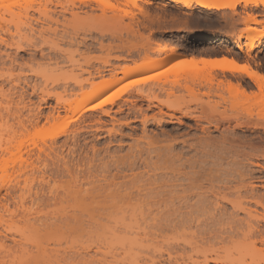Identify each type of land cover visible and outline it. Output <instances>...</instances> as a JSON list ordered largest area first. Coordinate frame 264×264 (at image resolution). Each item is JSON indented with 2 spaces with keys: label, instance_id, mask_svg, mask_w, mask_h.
<instances>
[{
  "label": "rangeland",
  "instance_id": "374dc122",
  "mask_svg": "<svg viewBox=\"0 0 264 264\" xmlns=\"http://www.w3.org/2000/svg\"><path fill=\"white\" fill-rule=\"evenodd\" d=\"M144 1L134 0L133 8L127 0H111L117 6L115 10L101 8L96 0H3L0 4V264H116L124 250L128 252L130 243L133 248L125 264H264V247L250 245L253 237L247 233V225H264V89L260 95L256 85L242 75L218 70L211 71L210 76L204 71L191 74L173 62L172 67L130 75L102 93L108 96L129 80L139 81L113 105L76 114L75 105L80 100L76 85L89 78L88 73L95 76L100 71L106 77L110 70L119 71L145 58H162L170 50L184 57L222 54L264 76V41L249 51L243 44V37L250 33L244 19L252 15L260 24L249 28L263 30L264 7L245 6L241 0L233 11L199 8L194 3L189 10L169 0ZM12 4L15 6H8ZM238 35L240 48L231 42ZM203 36L226 41L204 47L187 44ZM149 76L154 78L145 82ZM228 81L248 95L257 94V100H245L238 93L241 98L234 95L236 98L229 100L228 93L222 91L227 104L219 98L221 105L217 104L218 83L224 87ZM40 91L70 100L75 115L68 113V123L46 124L44 132L21 137V126L27 125L38 105L41 116H46L56 104L54 97L40 104ZM136 91L148 94L149 100L138 99ZM161 111L176 119L164 117L157 124L152 116L157 119ZM185 112L202 118L208 114L207 119L218 112L233 120L236 117V121L230 118L231 123H220V116L213 114L215 120L211 117L196 122L184 116ZM143 119L147 123L140 122ZM203 120L218 121V128ZM42 124L43 119L39 126ZM204 125H208L209 134L201 132ZM53 134L58 136L50 140ZM184 140L187 145L181 143ZM204 141H209L206 154ZM150 142L159 143L153 146ZM193 143L197 150H190L188 145ZM165 144L170 148L165 151L175 155L173 161L167 152L176 165L167 166L169 161L162 150ZM157 147L160 153L155 154L153 149L157 151ZM145 148L153 150L151 156ZM158 159L167 164H160ZM160 165L170 169L160 172ZM164 178L167 183H163ZM180 179H187L189 184ZM175 187L192 189L189 203L175 201L184 191L177 188L175 196ZM163 189L174 195L173 200ZM215 195L226 196V201H219L220 205L215 201V205ZM167 197L171 200L163 202ZM230 203H240L244 209H232ZM76 205L100 217L92 215V221L90 213H81ZM196 205L201 208L198 212ZM65 209L68 214H64ZM131 210L139 213L136 221L126 216L132 214ZM61 212L64 217H59ZM119 212L126 213V219L113 221L111 216L117 218ZM70 213L83 217L76 220ZM103 215H111V220Z\"/></svg>",
  "mask_w": 264,
  "mask_h": 264
},
{
  "label": "bare ground",
  "instance_id": "6f19581e",
  "mask_svg": "<svg viewBox=\"0 0 264 264\" xmlns=\"http://www.w3.org/2000/svg\"><path fill=\"white\" fill-rule=\"evenodd\" d=\"M160 1H164V0H160ZM170 2H172V3H175V4H181L184 8H186V9H189V10H192L193 8H192V4L194 3L197 7H199V8H204V9H213V10H221V9H230V10H232L233 11V9H234V7L236 6V4H239V2L241 1V0H169ZM144 3L145 4H149V0H145L144 1ZM242 3L245 5V6H247V5H249V4H251V5H253V6H255V7H258V6H261V7H264V0H242ZM45 14V17L47 18V14L46 13H44ZM251 24H260L258 21H256V19H255V17H253L252 15H249V16H247V18H245L244 19V21H243V25L245 26V28H246V30H248V31H250V33L248 34V35H246L245 37H243V39H244V45H245V48H246V50L247 51H249V50H252L253 48H255L256 47V43L257 44H260L262 41H264V29L263 30H255V29H250L249 28V25H251ZM263 25H264V22L262 23ZM131 29V28H130ZM130 32V31H129ZM225 41L226 40H224L223 38H216V37H206V36H203V37H199V38H196V39H194V40H191L189 43H187V44H189L190 46H193V47H204V46H207V45H212V44H223V43H225ZM231 42L237 47V48H240V45L242 44V42H241V36L240 35H238V36H236L233 40H231ZM224 60H227V61H230V62H232V63H234V64H236V65H241V66H245L244 64H240V63H238L237 61H235L234 59H228V58H222V59H207V58H203V57H184V56H182V55H179V54H177L174 50H170L167 54H166V56L165 57H162V58H145L142 62H140V63H138V64H134L133 66H123V67H121L120 69H119V71H116V70H110L109 71V74H107V76L106 77H103V75L101 74V72L100 71H96L95 72V76H93L94 75V73H93V75L91 74V73H88V75H89V78H87L86 80L84 79L83 81H80L76 86L78 87V89H79V97H80V100H79V102L75 105L77 108H78V112L76 113V114H80L81 112H93V111H96V110H102V107L103 106H105V105H113L116 101H118L119 99H121V97L122 96H124V95H126V94H128L129 92H131V91H133L136 87H137V83H136V81L135 80H129L127 83H124V84H122V85H120L118 88H116V90H114V92H113V94H110L109 93V95L107 96V95H105V96H103L102 95V93H104V92H106V91H109V89L110 88H112V87H114V86H116V85H118L119 83H121V81H123L124 79H126L127 77H129L130 75H136V74H138V73H141V72H147V71H149V70H153V69H157V68H160V67H163V66H170V65H172L171 63H173V62H175V63H179L180 65H182V68H183V70L185 71V72H189V73H195V72H197V71H204V72H206V74L208 75V76H210V72L211 71H213V70H218V71H220V72H228V73H234V74H238V75H242V76H245L246 78H248L250 81H252L253 83H254V85H256V87H257V89H258V92H259V94L261 95V93H262V90L264 89V80H261L260 79V77L261 76H263V75H261L260 73H258V72H256V71H254L253 69H251L250 67H248V69L251 71V72H254V73H256V76L255 77H253V76H250V75H248L247 73H245V72H240V71H237V70H235L234 68H233V66H232V63H228V64H225V63H212L213 61H224ZM177 61V62H176ZM185 61H187V63H183V62H185ZM205 61H208V63H205ZM176 65V64H175ZM170 67H172V66H170ZM169 69V68H168ZM180 70V69H179ZM191 73V74H192ZM120 75V76H119ZM93 77H96V81L94 82V79H93ZM211 78V77H210ZM209 78V79H210ZM91 79H93V81L91 80ZM229 82V81H228ZM227 82V83H228ZM225 82H223V84H224ZM226 83V85L223 87V85L221 84V82H219L218 83V86L217 87H219V88H217V91H219V93L217 92V94H216V97H217V99L219 98L220 99V101L221 102H227L228 101V98H229V100H233L234 99V97L236 96V97H240V96H237L238 94L239 95H241L242 96V98H244L245 100H252V98H254L253 100H257V94H255V93H251V94H246V92H245V90L244 91H242L241 89H237L238 87H236V86H234L233 85V83H228L227 84ZM210 85L212 84V82L211 83H209ZM221 84V85H220ZM84 85H86L85 87H87L86 89H84ZM220 86H222L221 88H220ZM211 87V86H210ZM216 87V86H215ZM32 88V87H31ZM239 88H241L240 87V85H239ZM212 89V88H211ZM241 90V91H240ZM222 91H224V93L226 94V93H228V95H226V96H228V98L226 97V99L227 100H225V97H223V95L225 96V94H220V92H222ZM239 91V92H238ZM213 92V91H212ZM32 93H35V90H34V88H33V91H32ZM40 93L42 94V96H41V99H40V104H42V103H46V101L50 98V97H54L55 98V100H56V104H55V106L54 107H52L50 110H49V112L47 113V115L46 116H41V112H40V106L38 105V107L36 108V110H35V112L33 113V114H31V116L29 117V119L27 120V125H22L21 126V134H20V136L21 137H26V136H28V138H29V136H36L37 134H39V133H41V132H44L45 131V128H44V126L47 124V125H49V124H51V123H55V122H60L61 121V123H68V122H65L66 120H68V121H70L69 120V117H68V113H71V114H73V116L75 115V113L74 112H72V110H71V107H72V102L70 101V100H68V99H63V96H61V95H50V94H48V93H44L43 91H40ZM236 93H238L237 95H236ZM258 94V95H259ZM102 95V96H101ZM136 95H137V97H138V99L139 98H145L146 100L148 99V94H144V92H142V91H136ZM235 95V96H234ZM260 95H259V97H260ZM71 96V95H70ZM213 96H214V94H213ZM229 96H231L232 98H230ZM234 96V97H233ZM135 97V96H134ZM235 97V98H236ZM241 98V97H240ZM219 99H218V101H219ZM137 100V99H136ZM149 100V99H148ZM147 100V101H148ZM217 101V100H216ZM216 102L217 104L218 103H220V105H221V102ZM224 103V104H225ZM227 104V103H226ZM198 105V104H197ZM196 105V106H197ZM209 106V105H208ZM208 106H206V108L208 107ZM214 106V104L212 105V107ZM217 106H219V105H217ZM211 107V106H210ZM211 107V111L213 110V108L215 107H213L212 108ZM195 108V107H194ZM199 108V107H198ZM200 109V108H199ZM207 109H209V108H207ZM177 110V109H176ZM180 110V109H179ZM188 110V109H187ZM194 111H196L195 109H193ZM192 110V111H193ZM175 111V110H174ZM209 111H210V109H209ZM63 113L64 115L62 116V115H60V113ZM177 112V111H176ZM198 112H200L199 110H198ZM213 112V111H212ZM108 113V112H107ZM194 113V112H193ZM192 112L190 113V112H185L184 113V116H189L190 118H192L193 120H195L196 122H199V121H201L202 119H207V116H209L208 114H207V116H206V118H202L201 116L200 117H198V116H196L197 114L196 113H194L193 114ZM209 113H211V112H209ZM218 112H216V113H211L212 114V119L214 118V116H213V114H217ZM103 115H105L104 114V112L102 113ZM196 114V115H195ZM106 115H109V114H106ZM200 115V114H199ZM202 115V114H201ZM219 114H217L216 116H218ZM158 118L157 119H155L153 116H152V118L154 119L153 121H156L157 122V124L158 123H160V121L161 120H163V118L164 117H167V118H169V119H173V118H175L176 119V117L174 116V115H172V114H166L165 112L164 113H162V111H161V113H158ZM220 117V119H218L219 120V122H220V120L221 121H223V122H227V121H230V123H231V120H229L230 118L232 119L233 117H227V115H225V114H220L219 115ZM204 117V116H203ZM211 117H208V119H211ZM151 118V119H152ZM216 118V117H215ZM228 118V119H227ZM41 119H43L44 120V124H42L41 126H39V122H40V120ZM70 119H71V117H70ZM77 119V118H76ZM207 119V120H208ZM207 120H205V121H207ZM213 120H215V119H213ZM213 120H211V121H213ZM217 120V119H216ZM195 121H194V123H195ZM204 121V120H203ZM204 121V122H205ZM232 121L234 122V121H236V117H234V120L232 119ZM140 122H143V123H147L146 122V120L145 119H143V120H141ZM176 122V121H175ZM218 122V121H217ZM216 122V123H217ZM222 122V123H223ZM240 122V121H239ZM142 123V124H143ZM164 123V122H163ZM215 123V121H214V123L213 122H208L207 121V124L209 125V126H211V125H213V127L216 129V128H218L217 126H218V123L216 124ZM221 123V122H220ZM219 123V124H220ZM227 124H228V122H227ZM208 125H207V127H205V125L204 126H202L201 127V132L203 133V134H209V133H207L209 130V127H208ZM238 125H239V123H238ZM237 125V127H239ZM242 125V124H241ZM241 125H240V127H241ZM143 126V125H142ZM145 126V125H144ZM190 127V126H189ZM31 128V131L32 132H30L29 131V129ZM196 128V127H195ZM213 128V129H214ZM198 130V129H197ZM112 132H113V129L111 130ZM111 131H108V132H111ZM144 131V130H143ZM24 133V134H23ZM171 133V132H170ZM175 133V132H174ZM173 133V134H174ZM144 134V133H143ZM163 134V133H162ZM172 134V135H173ZM177 134V133H176ZM58 135H54L53 134V136H50V140L51 139H54V138H56ZM161 136H163V135H161ZM168 136V135H167ZM167 136H166V138H167ZM174 136V135H173ZM204 136V135H203ZM208 136V135H207ZM146 137V136H145ZM145 137H143V139L145 138ZM168 137H171V135L170 136H168ZM184 137V136H183ZM156 138V137H155ZM177 138V137H176ZM156 139H158V138H156ZM162 139V138H161ZM170 139V138H169ZM169 139H167L168 141H170ZM181 139H182V137H181ZM164 140H166V139H164ZM166 140V141H167ZM174 140V139H173ZM172 140V141H173ZM157 141V140H156ZM159 141V140H158ZM161 141H163V140H161ZM166 141H164V142H166ZM175 141V140H174ZM180 141H182V140H180ZM187 141V140H186ZM185 140L183 141V142H181V143H183V145L185 144V145H187V142H186ZM190 141V140H189ZM200 141V142H199ZM198 142H197V140H196V142L195 143H198L199 145H202V141L201 140H199ZM207 141V140H206ZM153 142V141H152ZM155 142V141H154ZM176 142V141H175ZM174 142V143H175ZM148 143V142H147ZM146 143V144H147ZM159 143V142H158ZM157 142H156V144H158ZM161 143H163V142H161ZM189 143H192V142H189ZM209 143V141L207 142V143H205V141L203 142V144H205V150H206V144H208ZM150 144H152L151 142H150ZM154 144V143H153ZM152 144V145H153ZM156 144H154V145H156ZM171 144V142H168V145L169 146H172V145H170ZM173 144V143H172ZM212 144V143H211ZM140 145H142V144H140ZM151 145V146H152ZM153 145V146H154ZM166 145V144H165ZM168 145H166L165 146V148L164 149H162L161 147H160V149H162L165 153H166V155H167V152L168 153H170V154H168V155H172V157H171V159H173V157H175V155L173 156V154H171V152L170 151H165V149H168L169 148V146ZM139 146V145H138ZM137 146V147H138ZM143 146H144V144H143ZM148 146V145H147ZM146 146V147H147ZM159 146H161L160 144H159ZM164 146V145H163ZM181 146V145H180ZM189 147H190V150H193V149H196L197 150V146H195L194 145V143L191 145V144H189L188 145ZM188 146H185V147H188ZM209 146V145H208ZM212 146V145H211ZM156 147V146H155ZM182 147V146H181ZM184 147V148H185ZM189 147H188V149H189ZM191 147L193 148V149H191ZM199 147L200 146H198V149H199ZM149 148V147H148ZM146 149L145 148V150L147 151L148 150V152L150 153L151 151H153L154 150V152L153 153H155V154H158V153H160V150H159V148L157 147V151L155 150V148L153 149V150H149V149ZM183 148V147H182ZM170 149V148H169ZM168 149V150H169ZM179 149V148H178ZM187 149V148H186ZM201 149H203L202 147H201ZM172 150V149H171ZM200 150V149H199ZM204 150V149H203ZM205 150L203 151L205 154L208 152V148H207V150H206V152H205ZM143 152H144V150H142ZM159 151V152H158ZM174 151V150H173ZM137 152V151H136ZM136 152H135V154H136ZM156 152H158V153H156ZM163 152V153H164ZM198 152V151H197ZM148 153V154H149ZM152 153V152H151ZM151 153H150V156H151ZM175 153V152H174ZM204 153H202V154H204ZM138 154V153H137ZM175 154H177L178 155V152L177 153H175ZM181 154V153H180ZM153 155V154H152ZM164 155V154H163ZM167 155V162L169 161V163L167 164V163H165V164H167V166L170 164V166H173V164L174 165H176V163H174L173 161H174V159H173V161L172 160H170L169 159V156ZM131 156V155H130ZM138 156V155H137ZM159 156V155H158ZM165 156V155H164ZM179 156V155H178ZM177 156V157H178ZM206 156V155H205ZM149 157V156H148ZM153 157V156H152ZM155 157V156H154ZM157 157V156H156ZM159 157H161V155L159 156ZM158 157V158H159ZM166 157V156H165ZM136 158V157H135ZM138 159H139V157H137ZM161 158H163V157H161ZM138 159H137V161H138ZM157 159V158H156ZM169 159V160H168ZM140 160V159H139ZM151 160V159H150ZM160 160V161H159ZM181 160H182V156H181ZM180 160V161H181ZM121 161H123V160H121ZM125 161H126V159H125ZM133 161V160H132ZM156 161V160H155ZM157 161H159V163L161 164V159H158ZM164 161V160H163ZM179 161V160H178ZM192 161V160H191ZM129 162V161H128ZM134 162V161H133ZM146 162V161H145ZM166 162V161H165ZM184 162V161H183ZM189 163L190 161H187L186 160V162L185 163ZM200 162V161H199ZM130 163V166H132V168H134L133 166H134V164H135V162H134V164L133 163H131V162H129ZM128 163V164H129ZM140 163V162H139ZM147 163V162H146ZM150 163V162H149ZM158 163V162H157ZM163 163V162H162ZM171 163H172V165H171ZM180 163V162H179ZM193 163H194V161H193ZM192 162L190 163V165L192 164V165H194ZM195 163H197L198 164V162H196L195 161ZM116 164H118V163H116ZM116 164H115V166H116ZM124 164V163H123ZM153 164V163H152ZM156 164V162L154 163V165ZM164 163L162 164V165H165ZM180 164H182V163H180ZM196 164V165H197ZM200 164V163H199ZM202 164V163H201ZM200 164V165H201ZM191 165V166H192ZM196 165H194V166H196ZM120 166V165H119ZM126 166V165H125ZM159 165H157V167H158ZM161 166V165H160ZM165 167V166H161V168H164V169H161L160 167H159V170H160V172L161 171H163V170H165L166 168H169V167ZM179 166V165H178ZM181 166V165H180ZM179 166V167H180ZM183 166V165H182ZM127 167V166H126ZM129 167V166H128ZM128 167H127V169H128ZM142 167H144V166H142ZM150 167V166H149ZM154 167H156V166H154ZM154 167L152 166V168L154 169ZM186 167H187V165H186ZM190 166H188V168H189ZM197 167V166H196ZM200 167V166H199ZM125 168V167H124ZM136 168V167H135ZM172 168V167H171ZM184 168V167H183ZM201 168H202V166H201ZM118 169V168H117ZM117 169H115V170H117ZM144 169V168H143ZM156 169V168H155ZM170 169V168H169ZM193 169V168H192ZM195 169V168H194ZM193 169V170H194ZM264 169V168H263ZM131 170V169H130ZM145 170V169H144ZM191 170V169H190ZM125 171V170H124ZM154 171V170H153ZM167 171V170H166ZM172 171V170H171ZM178 171V170H177ZM264 171V170H263ZM118 172H119V170H118ZM146 172V171H145ZM155 172L157 173V172H159L158 170H155ZM159 172V173H160ZM167 172H169V171H167ZM174 172V171H173ZM176 172V171H175ZM123 173V172H122ZM130 173V172H129ZM132 174H133V172H131ZM153 173V172H152ZM158 173V174H159ZM200 173V172H199ZM139 174V173H138ZM147 174V173H146ZM162 174H165V172H163ZM170 174H172V173H170ZM175 174V173H174ZM183 174V173H182ZM124 175L125 174H122V176L121 177H124ZM131 175V174H130ZM129 175V176H130ZM157 174H155V176H156ZM160 175V174H159ZM133 176H135V174H133ZM153 176H154V174H153ZM164 176V175H163ZM180 176H181V172H180ZM183 176V175H182ZM187 176V175H186ZM188 176H190V174L188 173ZM114 176H112V178H113ZM115 177H118V176H115ZM120 177V176H119ZM126 177V176H125ZM137 177H140V176H137ZM151 177H152V175H151ZM158 177V176H157ZM160 177H162V176H160ZM166 177H169V176H166ZM172 177V176H171ZM174 177V176H173ZM172 177V178H173ZM176 177H178V174H176ZM127 178V177H126ZM130 178V177H129ZM128 178V179H129ZM133 178V177H132ZM159 178V177H158ZM170 178V177H169ZM172 178H171V180H172ZM125 179V178H124ZM134 179H136L135 177H134ZM146 179V178H145ZM148 179H150V178H148ZM154 179H155V177H154ZM160 180H162L161 178H159ZM158 179V180H159ZM165 179V178H164ZM174 179V178H173ZM178 179V178H177ZM125 180H127V179H125ZM130 180H132L131 178H130ZM130 180H129V183H130ZM138 180H140V179H138ZM157 180V181H158ZM166 180V182H163V183H167V179H165ZM169 180V179H168ZM189 180V179H188ZM140 181H143V180H140ZM173 181H175V180H173ZM179 181H182V179H180ZM261 181V180H260ZM113 182V180L112 181H110V183H112ZM121 182V181H120ZM135 182V181H134ZM134 182L132 181V183L134 184ZM138 182V181H137ZM144 182V181H143ZM159 182H162V181H159ZM159 182H158V184H159ZM177 182H178V180H177ZM183 182V181H182ZM184 182H186V183H188L187 182V179H185V181ZM183 182V183H184ZM109 183V182H108ZM107 183V184H108ZM123 183V186H124V182H122ZM128 183V184H129ZM149 183V182H148ZM175 183V182H174ZM95 184V183H94ZM115 183H113L112 185H114ZM145 184H146V182H145ZM178 184H180L179 182H178ZM189 184V183H188ZM187 184V185H188ZM96 185V184H95ZM95 185H92V186H95ZM111 185V184H110ZM147 185V184H146ZM181 185V184H180ZM100 187H101V185H99ZM108 186H109V184H108ZM189 187H190V185H188ZM187 186V187H188ZM252 186V185H251ZM96 187H98V185H96L95 186V188ZM99 187V188H100ZM113 187V186H112ZM116 187H117V184H116ZM115 187V188H116ZM126 187V186H125ZM128 187V186H127ZM141 187V186H140ZM139 187V188H140ZM142 187H143V184H142ZM163 187V186H162ZM174 187V186H173ZM183 187V186H182ZM182 187H177V188H180V189H183ZM95 188H93L92 187V189H95ZM98 188V189H99ZM107 188V187H106ZM111 188V186L108 188V189H110ZM119 188V187H118ZM132 188V187H131ZM131 188H130V190H128V191H131ZM133 188H136L135 186L133 187ZM146 188V191L148 190V192H150V190L153 192L154 190H152V189H148L147 187H145ZM158 188V187H157ZM159 188H160V186H159ZM158 188V189H159ZM172 188V187H171ZM176 187H175V190L177 189ZM192 188V187H191ZM97 189V188H96ZM120 189V188H119ZM142 189V188H141ZM187 189V188H186ZM198 189V188H197ZM245 189V188H244ZM248 189V188H247ZM107 190V189H106ZM122 190V189H121ZM124 190H127V188L125 189L124 188ZM156 191H157V189H155ZM164 190V189H163ZM172 190V189H171ZM185 192H184V191ZM181 192V194H183V195H181L180 196V192H179V190L177 189V191L175 192V193H173L172 192V194H176L177 192H179L178 193V195L179 196H177V194L175 195V196H177L176 197V200L175 201H178V202H185V205H186V203L188 202H190V200L188 201V199H189V197H190V194H192V192H190L192 189H187V190H185V189H183ZM195 190V189H194ZM116 191H117V189H116ZM142 191V190H141ZM164 191H166V194L168 193V190L166 189V190H164ZM246 191V190H245ZM82 192V191H81ZM119 191H117L116 193L117 194H120V193H118ZM121 192V191H120ZM127 192V191H126ZM136 192H138V191H136ZM248 192V191H247ZM246 192V193H247ZM98 193V192H97ZM97 193H95V194H97ZM129 193H131V192H129ZM135 193V192H134ZM139 193V192H138ZM142 193H145L144 191L142 192ZM154 193V192H153ZM161 193H162V191H161ZM165 193V192H164ZM249 193H250V191H249ZM249 193H247V194H249ZM251 193H252V195H255V194H253V191H251ZM123 194H126L125 192L123 193V191H122V195ZM133 194V193H132ZM132 194H131V196H132ZM140 194V193H139ZM151 194V193H150ZM150 194H148L149 196H151V198L152 197H154L153 195H150ZM159 194V193H158ZM169 194V193H168ZM171 194V195H172ZM134 195V194H133ZM137 195V194H136ZM160 195V194H159ZM196 196H198L197 195V192H196V194H195ZM194 195V196H195ZM250 196V198H253V196L251 195V194H249ZM125 196V195H124ZM143 196V195H142ZM146 196V195H145ZM148 196V197H149ZM161 196V195H160ZM169 196H170V194H169ZM173 196L174 195H172V197L170 196V198H172V200H173ZM193 196V195H192ZM256 196H257V194H256ZM256 196H255V199H256ZM118 197H119V195H118ZM135 197H137V196H135ZM139 197V196H138ZM141 197V196H140ZM139 197V198H140ZM147 197V196H146ZM157 197V196H156ZM213 197V196H212ZM215 197V198H214ZM213 198H214V204L216 205V203H218L219 201H226V196H214ZM217 197L219 198V199H217ZM121 198V197H120ZM126 198H129L128 196L126 197ZM125 198V199H126ZM138 198V200H140ZM169 197H167V199H166V201L164 200L163 202H166L167 203V200L168 199H170ZM175 198V197H174ZM193 198V197H192ZM200 198V197H199ZM207 198V197H206ZM245 198V197H244ZM154 199V198H153ZM156 199V198H155ZM122 200V199H121ZM171 200V199H170ZM208 200V199H207ZM207 200H205V201H207ZM253 200H254V198H253ZM149 201H150V199H149ZM148 201V202H149ZM187 201V202H186ZM197 201V200H196ZM201 201H204V200H201ZM209 201V200H208ZM215 201H216V203H215ZM59 202V201H58ZM81 202V201H80ZM91 202H93L94 203V199H93V201H91ZM151 202H152V200H151ZM155 202V201H154ZM158 202H160V200L158 201ZM157 202V203H158ZM178 202H176V203H178ZM184 202H183V204H184ZM199 201H197V203H198ZM221 202H219V204L218 205H220V203ZM84 203V202H83ZM150 203V202H149ZM173 203V202H172ZM175 203V204H176ZM196 203V204H197ZM203 203H205V202H203ZM225 203H227V202H225ZM61 204V203H60ZM74 204H76V203H74ZM81 204H82V202H81ZM84 204H87V203H84ZM174 204V205H175ZM181 204V203H180ZM180 204H178V205H180ZM183 204H182V206H183ZM198 204H202V202H199ZM230 204H232V203H230ZM243 204V203H242ZM79 205H80V203H79ZM78 205V206H79ZM89 205V204H88ZM173 205V204H172ZM188 205V204H187ZM203 205H205V204H202V206ZM214 205V207H216L217 208V206H215ZM75 205H73V207H74ZM199 206V205H198ZM222 206V205H221ZM233 206H234V208L236 209V208H239V209H244L243 207H241V204L239 203V204H236V206L235 205H233L232 204V209H233ZM72 207V206H71ZM70 207V208H71ZM72 207V208H73ZM84 207H85V205H84ZM90 207V206H89ZM89 207H87V208H89ZM197 207V205L195 206V208ZM199 207H201V206H199ZM75 208H78L77 207V205H76V207ZM81 208H83V207H81ZM80 208V206H79V210L81 209ZM134 208L135 207H132V209L134 210ZM137 208V207H136ZM135 208V209H136ZM141 208V207H140ZM215 208V209H216ZM223 207H221V208H219V210L220 209H222ZM62 210L64 209V208H61ZM85 209H86V207H85ZM83 210V209H81V211H83V212H81V213H83V214H87V216H88V212L90 213L89 214V219L91 220L92 219V221L93 220H95L94 218L95 217H93V216H97L98 214H95V215H93V212L91 213L90 211L91 210H89L88 211V209H86V210ZM90 209V208H89ZM139 208H137V210H138ZM197 209H199L198 207L196 208V211L198 212L199 210H197ZM206 209V208H205ZM216 210H218V208L216 209ZM61 211V210H60ZM136 211V210H135ZM202 211V213H204V211L203 210H201ZM131 213H132V210L130 211ZM219 212V211H218ZM66 213V209L64 210V214ZM120 214H121V212H119ZM124 212H122V214H123ZM200 213V212H199ZM220 213H222V215L223 214H225V213H223V212H220ZM227 213V212H226ZM63 213L61 212V214L59 215V217L62 215ZM63 214V215H64ZM66 214H68V213H66ZM80 214V213H79ZM119 215V216H117V218L116 217H112L111 215H109V217L108 218H106V216L105 215H103V216H101V217H105L107 220H111V219H109L110 218V216H111V218H112V220L113 221H123L124 219H126V216H129V219H135V221H136V215L137 214H139L138 212H137V214H135L134 212L132 213V214H129V215H127L126 213H124V215ZM125 214H126V216H125ZM62 215V216H63ZM70 215H71V217H73L72 215H74L75 217H74V219L77 217V215L75 214V213H70ZM93 215V216H92ZM219 215V214H218ZM222 215H220V217L222 216ZM227 215V214H226ZM61 216V217H62ZM99 217H100V215H98ZM115 216V215H114ZM125 216V217H124ZM141 216V215H140ZM64 217V216H63ZM66 217H67V215H66ZM65 217V218H66ZM78 217H81L80 218V220L82 219V217H83V215L81 216V215H78ZM76 218V220L77 219H79V218ZM85 217V216H84ZM91 217V218H90ZM138 217V216H137ZM222 217H226V216H222ZM221 217V218H222ZM59 219H61V218H59ZM62 219H64V218H62ZM72 219V218H71ZM116 219V220H115ZM128 219V218H127ZM140 219H141V217H140ZM130 221V220H129ZM263 223H264V221H263ZM247 233L249 234V236L248 237H250V236H252L253 237V240H251L250 241V245H252L254 248H255V246L256 245H259L261 248H263L264 247V225L263 226H261V225H259V224H255V225H247ZM250 239V238H249ZM221 241V243H223L224 241H223V239H221L220 240ZM233 242V241H232ZM235 242V241H234ZM132 246V247H131ZM129 249H128V252H126V250H124V252H123V256L121 257V258H119V259H117L115 262H116V264H125L126 262H124L125 261V258L127 257V256H129V252H131V248H133V244H129ZM256 249V248H255ZM255 251H257V250H255ZM260 251H262V250H260ZM127 259V258H126ZM233 262H230V264H232ZM128 264V263H127ZM205 264H208V263H205Z\"/></svg>",
  "mask_w": 264,
  "mask_h": 264
},
{
  "label": "snow or ice",
  "instance_id": "6c2138e0",
  "mask_svg": "<svg viewBox=\"0 0 264 264\" xmlns=\"http://www.w3.org/2000/svg\"><path fill=\"white\" fill-rule=\"evenodd\" d=\"M24 2H27V0H24ZM96 2H97V4H98L101 8H104V9H113V10H115L116 7H117L115 4H113V3L111 2V0H96ZM127 3H128V5H129L130 7H133V8L136 7V4H135L134 0H127ZM0 4H3V0H0ZM8 6H9V7H13V6H15V4L8 5ZM124 14H125V15H129V13H127V12H125ZM183 63H187V61H185V62H183ZM205 63H208V61H205ZM212 63H225V64H228V63H232V62L227 61V60H224V61H213ZM179 66H180V65H177V67H179ZM232 66H233V68H234L235 70H237V71L245 72V73H247L248 75L253 76V77L256 76V73L251 72V71L248 69V67H247L246 65H245V66H241V65H236V64L232 63ZM153 78H154V77H151V76L146 77V78H145V82H146L147 80H150V79H153ZM260 79H261V80H264V76H261ZM136 83H139V81H136Z\"/></svg>",
  "mask_w": 264,
  "mask_h": 264
},
{
  "label": "crops",
  "instance_id": "0c3cea01",
  "mask_svg": "<svg viewBox=\"0 0 264 264\" xmlns=\"http://www.w3.org/2000/svg\"><path fill=\"white\" fill-rule=\"evenodd\" d=\"M197 57H203V58H207V59H222V58L230 59L229 56H225V55H222V54H206V55L197 56Z\"/></svg>",
  "mask_w": 264,
  "mask_h": 264
}]
</instances>
